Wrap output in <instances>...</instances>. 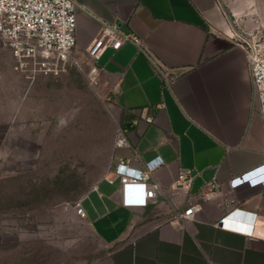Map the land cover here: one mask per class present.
Returning a JSON list of instances; mask_svg holds the SVG:
<instances>
[{
	"label": "crops",
	"instance_id": "1",
	"mask_svg": "<svg viewBox=\"0 0 264 264\" xmlns=\"http://www.w3.org/2000/svg\"><path fill=\"white\" fill-rule=\"evenodd\" d=\"M73 2L75 57L88 60L86 48L103 25L133 33L149 55L125 42L98 61V92L128 144L115 145L110 168L78 202L106 249L91 264H264V124L245 50L233 39L225 10L264 8V0ZM10 61L16 66L0 46V65ZM38 76L28 73L30 80ZM156 157L162 164L152 176L161 190L145 207H123L115 167L139 168ZM187 170L196 174L189 192L175 191L174 181ZM207 182L219 194L201 202ZM225 196L254 218L250 237L214 226L227 211ZM196 204L193 219L177 217ZM234 222L250 227L245 218Z\"/></svg>",
	"mask_w": 264,
	"mask_h": 264
},
{
	"label": "rangeland",
	"instance_id": "2",
	"mask_svg": "<svg viewBox=\"0 0 264 264\" xmlns=\"http://www.w3.org/2000/svg\"><path fill=\"white\" fill-rule=\"evenodd\" d=\"M225 10L233 34H264V8ZM89 79L85 57L33 80L0 65V264H91L106 251L76 214L119 130Z\"/></svg>",
	"mask_w": 264,
	"mask_h": 264
},
{
	"label": "built area",
	"instance_id": "3",
	"mask_svg": "<svg viewBox=\"0 0 264 264\" xmlns=\"http://www.w3.org/2000/svg\"><path fill=\"white\" fill-rule=\"evenodd\" d=\"M75 4L73 0H0V46L9 51L16 63V69L25 71L32 76L57 77L70 62H75L74 48L76 45ZM233 39L246 53L248 75L251 81L264 124V34L258 36L249 33L233 34ZM134 45L137 50L147 52L142 40L130 32H123L117 25H103L89 46L86 54L89 64L90 83L96 85L101 68L98 61L107 50H118L123 43ZM150 58V57H149ZM163 78L168 82L173 77L162 70ZM148 122L151 118L147 119ZM127 140L121 129L118 130L117 147L127 146ZM162 161L156 157L142 163L139 168L119 163L113 175L120 184L121 205L125 208L145 207L161 190L160 185L153 179V172L160 167ZM196 174L182 171L174 181L172 188L187 194ZM217 185L207 182L199 193L201 202L218 196ZM234 198L223 197V205L227 209L225 215L214 226L243 235L251 236L254 218L244 215L235 208ZM199 205H189L177 217L181 220L193 219ZM76 214L83 218L84 212L76 205ZM235 218H245L250 227L241 226L234 222Z\"/></svg>",
	"mask_w": 264,
	"mask_h": 264
}]
</instances>
